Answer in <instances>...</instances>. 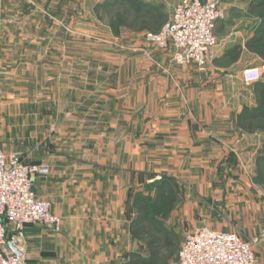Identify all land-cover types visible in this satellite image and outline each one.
Returning <instances> with one entry per match:
<instances>
[{
  "label": "crops",
  "instance_id": "0c3cea01",
  "mask_svg": "<svg viewBox=\"0 0 264 264\" xmlns=\"http://www.w3.org/2000/svg\"><path fill=\"white\" fill-rule=\"evenodd\" d=\"M0 17L9 24L0 43V102L5 87L12 123L2 150L51 166L34 187L61 217L58 232L25 227L27 264H124L141 244L130 232L133 195L161 175L183 182L179 204L191 228L233 232L216 215L227 192L207 169L228 150L244 152L251 135L226 121L235 94L213 86L224 78L200 79L195 67L172 63L171 48L145 43L121 55L103 46L77 55L57 42L55 27L29 32V18ZM240 194L233 212L250 208L249 194ZM262 256L256 264H264Z\"/></svg>",
  "mask_w": 264,
  "mask_h": 264
},
{
  "label": "rangeland",
  "instance_id": "374dc122",
  "mask_svg": "<svg viewBox=\"0 0 264 264\" xmlns=\"http://www.w3.org/2000/svg\"><path fill=\"white\" fill-rule=\"evenodd\" d=\"M105 1L106 0H20L16 4H3L0 0V14L4 12H16L21 18L23 16L29 18V32L34 30L36 25L38 28L43 29L45 33L47 29L51 31L53 27L57 28V30H55L57 34L59 33L56 37L59 40L57 42H60L61 46L65 45L66 48L72 51L76 50L77 55L84 52L87 54L88 49H90V51H97L101 46L105 47V52L109 54L114 53L121 55L128 52L130 53L129 49H131L132 46L145 43L144 34L146 32L136 33L122 31L119 37H115L112 32L109 34L108 17L101 13L103 20H98L93 12L96 4L104 3ZM142 1L147 5L161 7L162 11L167 14L168 19L174 7L179 3V0ZM263 2L264 0H225L223 5L224 18L218 23L215 31L217 45L213 51L214 58L207 64L204 71L199 72L195 68L200 79L206 74L209 78L221 77L225 79H221L219 84H213L214 90L218 89L224 93L235 94V99L231 101L233 106H230V110L227 111L226 116V121L228 123L231 121L233 125H236L241 114L254 109L259 101L261 87L256 86L255 83L247 85L243 83L241 77L244 69L258 67L263 62L255 52L258 47L254 46L251 49L244 47L245 43L250 38L257 36V30L264 25ZM35 16H37L36 22H31V19L35 20ZM8 25V21L5 22L1 20L0 17V43L7 42V36L5 34H7L9 28ZM14 28L16 29V26H14ZM44 42L47 41L45 40ZM238 45L242 47V53L238 60L222 58L226 50ZM152 49L156 50L153 47ZM143 54L147 57L150 56L148 52H143ZM262 83L264 84V77ZM2 88L3 87H1V90L3 92H1V96L3 99H1L2 102H0L1 150L2 144L6 141L5 138L10 133L12 127L9 109H7L8 104L6 105L8 100L6 95L9 94L10 90L5 87ZM248 135H251V139L250 142L247 141L245 144L244 148H247L244 152H242L244 149L239 148L237 149V153L228 150L227 158L220 159L218 164L208 165L209 168L207 171H213L215 174L213 175L215 176L213 183L219 185L223 194L227 192L226 195L218 196L220 203L218 204L219 211L216 215L218 214L217 218L219 222L228 225L225 230L236 232L243 239L255 243L257 262V258L264 255V185L256 184L254 178L257 169L256 159L259 155H264V132L258 130ZM34 150L35 148L32 149V151ZM22 155L25 162H27L23 153ZM47 165L50 167V172L46 177L40 179H46L51 174V166L49 164ZM193 166L196 167V171L204 170H201L200 165ZM162 177L172 181L179 194H185L184 191H181L184 186L183 182L179 181V183H177L171 176H158L154 182L159 181ZM191 182L193 183V181ZM194 182L201 183L203 181L198 179L194 180ZM239 191H245L249 194L246 195V199L250 201L251 205L248 210L247 208L246 210L242 208L240 211L233 212V207L231 205L234 199L238 201L243 198L242 194L238 195ZM140 192L152 196L153 183L144 187ZM181 197L182 196H180V200ZM177 205L168 219L161 220V223L165 229L178 236L179 252L185 233L193 228H191L189 222L182 220L184 218L183 204L178 203ZM58 231L59 230L55 232ZM10 235H12V233ZM20 242L21 241L15 240V244L23 249L25 255L23 244ZM135 250L136 251L133 253H139L144 257L147 256L145 243L141 242ZM128 258L126 260H128ZM126 260L125 263L127 262ZM176 260L177 257L172 264H175Z\"/></svg>",
  "mask_w": 264,
  "mask_h": 264
},
{
  "label": "built area",
  "instance_id": "2783aa9c",
  "mask_svg": "<svg viewBox=\"0 0 264 264\" xmlns=\"http://www.w3.org/2000/svg\"><path fill=\"white\" fill-rule=\"evenodd\" d=\"M224 1L179 0L158 32L144 34L145 43L156 50L171 48L175 66L204 71L214 58L215 29L224 18ZM263 77L264 61L258 67L244 69L241 78L249 85ZM49 172L47 164L27 163L21 152L0 149V264H27L23 249L15 244V240L24 239L27 225L60 229L61 217L32 190L35 181ZM255 263V243L236 232L199 226L185 233L175 264Z\"/></svg>",
  "mask_w": 264,
  "mask_h": 264
},
{
  "label": "trees",
  "instance_id": "16d2710c",
  "mask_svg": "<svg viewBox=\"0 0 264 264\" xmlns=\"http://www.w3.org/2000/svg\"><path fill=\"white\" fill-rule=\"evenodd\" d=\"M93 12L98 20H103L101 13L108 17L109 28L115 37H119L122 31L156 33L168 19L161 7L147 5L142 0H106L96 4ZM254 46L258 47L255 52L264 61V25L257 30V36L244 45L249 49ZM241 53L242 47L234 46L226 50L222 58L238 60ZM255 85L261 87L259 101L254 109L241 114L236 123L237 128L247 134L258 130L264 132V84L260 81ZM256 166L254 182L264 185V155L257 157ZM152 194L137 192L132 199L136 217L130 224V232L133 238L145 243L147 256L130 253L125 264H172L177 257L178 236L165 229L161 220L168 219L180 202V195L174 183L165 177L153 182Z\"/></svg>",
  "mask_w": 264,
  "mask_h": 264
},
{
  "label": "water",
  "instance_id": "95a60500",
  "mask_svg": "<svg viewBox=\"0 0 264 264\" xmlns=\"http://www.w3.org/2000/svg\"><path fill=\"white\" fill-rule=\"evenodd\" d=\"M32 190H33V192H34V193H37V191H36L35 187H33V189H32Z\"/></svg>",
  "mask_w": 264,
  "mask_h": 264
}]
</instances>
